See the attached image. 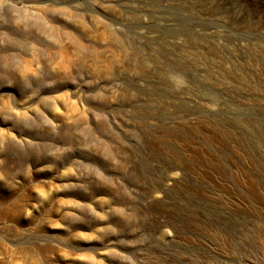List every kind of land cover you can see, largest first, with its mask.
Listing matches in <instances>:
<instances>
[{"label":"rangeland","instance_id":"rangeland-1","mask_svg":"<svg viewBox=\"0 0 264 264\" xmlns=\"http://www.w3.org/2000/svg\"><path fill=\"white\" fill-rule=\"evenodd\" d=\"M0 264H264V0H0Z\"/></svg>","mask_w":264,"mask_h":264}]
</instances>
